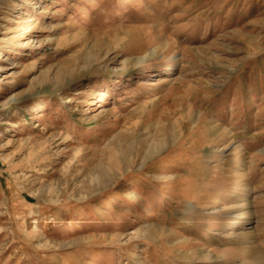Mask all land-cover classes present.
Here are the masks:
<instances>
[{"label": "rangeland", "instance_id": "obj_1", "mask_svg": "<svg viewBox=\"0 0 264 264\" xmlns=\"http://www.w3.org/2000/svg\"><path fill=\"white\" fill-rule=\"evenodd\" d=\"M0 264H264V0H0Z\"/></svg>", "mask_w": 264, "mask_h": 264}, {"label": "bare ground", "instance_id": "obj_2", "mask_svg": "<svg viewBox=\"0 0 264 264\" xmlns=\"http://www.w3.org/2000/svg\"><path fill=\"white\" fill-rule=\"evenodd\" d=\"M133 199H136V196L133 197ZM36 225V224H35ZM36 229L34 228L33 231H35Z\"/></svg>", "mask_w": 264, "mask_h": 264}]
</instances>
